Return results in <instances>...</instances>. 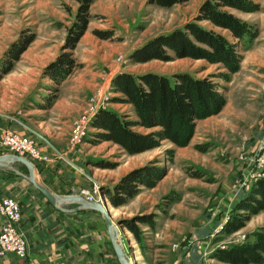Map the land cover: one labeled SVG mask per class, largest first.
Wrapping results in <instances>:
<instances>
[{"label":"rangeland","instance_id":"1","mask_svg":"<svg viewBox=\"0 0 264 264\" xmlns=\"http://www.w3.org/2000/svg\"><path fill=\"white\" fill-rule=\"evenodd\" d=\"M204 1L188 0L161 7L154 0H91L86 31L75 49L65 52L64 41L75 21L79 0H0V59L23 31L25 38L34 37L13 64L11 74L0 79V111L25 119L34 128L50 115L43 111L50 101H46L47 97H54L55 102L65 96L76 102L78 111L70 121L69 132L72 155L68 157L77 175L81 172L91 180L84 178L87 187L77 194L83 198L92 196L94 202L104 205L115 224L121 221L118 235L131 264H224L212 258L216 249L252 242L253 233L264 228L261 214L252 216L233 235L225 236L220 231L233 204L256 182L251 176L255 170L252 162L260 145L264 151V0H256L259 9L255 13L231 10L250 23L257 36L240 48L239 70L227 79L222 77L225 69L203 60L134 63L129 59L149 40L195 21ZM198 24L228 35L207 22ZM63 53L70 55L73 68L57 85L45 77V71ZM120 72L210 77L226 103L217 115L196 122L186 147L162 141L159 147L135 156L116 144L100 143L87 157L91 146L97 145L92 144L91 136L96 130L89 128L87 121L99 110L115 111L130 121L136 119L131 106L112 103L116 95L111 81ZM83 117L87 136L71 144L72 126ZM6 131L11 130L1 133V149ZM17 134L34 140L40 155L48 156L40 150L39 136ZM84 143L87 150H78ZM2 155L11 154L5 151ZM22 157L34 166L44 163ZM140 167L164 171L165 175L155 187L138 186L134 198L118 208L112 207L103 189L112 188L124 175ZM13 168L27 175L24 166L14 164ZM143 217L150 219L152 227L139 223ZM126 223L137 228L136 237L125 227ZM187 256L193 262L184 260Z\"/></svg>","mask_w":264,"mask_h":264},{"label":"trees","instance_id":"2","mask_svg":"<svg viewBox=\"0 0 264 264\" xmlns=\"http://www.w3.org/2000/svg\"><path fill=\"white\" fill-rule=\"evenodd\" d=\"M188 0H154L161 7H171ZM91 0H79L74 23L67 30L63 50L75 49L86 31ZM259 9L256 0H205L199 7L195 21L182 29L159 35L138 49L129 59L134 63L152 60L169 62L174 59L203 60L210 65H219L226 70L222 77L238 72L242 56L240 48L249 44L257 36L254 27L235 16L231 10L255 13ZM207 22L212 27L226 31L223 35L200 26ZM34 37L25 38L23 31L10 44L0 59V79L8 74L19 56L33 42ZM248 48V47H247ZM171 53V54H170ZM73 61L68 53L61 54L46 68L45 77L59 85L72 71ZM112 103L130 105L135 120L109 109L99 110L90 122L96 132L91 136L92 144L111 142L129 155L140 154L168 141L176 147H186L194 135L196 122L217 115L226 101L210 77L196 78L187 73H175L170 77L144 73L132 75L118 73L111 81ZM54 97H47L51 108ZM145 129L146 133L134 131ZM164 171L140 167L124 175L112 188L103 189L109 204L118 208L138 192V186L153 188ZM264 211V178L256 180L251 189L232 206L229 218L221 228V233L230 236L245 227L252 216ZM139 223L152 227L150 219L143 217ZM125 227L136 237L137 228ZM254 241L216 249L212 258L224 264H264V228L253 233Z\"/></svg>","mask_w":264,"mask_h":264},{"label":"crops","instance_id":"3","mask_svg":"<svg viewBox=\"0 0 264 264\" xmlns=\"http://www.w3.org/2000/svg\"><path fill=\"white\" fill-rule=\"evenodd\" d=\"M43 111L50 115L45 121L36 123L34 128L25 119L0 111V135L5 130H11L39 136L40 150L48 155L49 160L35 165L36 179L57 195L77 194L87 187L85 179L91 181L86 174L80 172L77 175L68 157L72 155L69 148L70 121L78 111V105L65 96H59L51 108ZM105 143L112 144H101ZM101 144L92 145L85 156L90 157L89 153ZM84 145L86 143L78 150L85 152ZM4 197L14 198L20 205V227L27 242V256L18 259L9 253L0 259V264H120L99 213L88 210L62 212L51 206L26 179L12 170L0 168V200ZM261 214L264 218V211L257 216ZM3 224L4 218L0 215V229ZM184 260L193 262L188 256Z\"/></svg>","mask_w":264,"mask_h":264},{"label":"built area","instance_id":"4","mask_svg":"<svg viewBox=\"0 0 264 264\" xmlns=\"http://www.w3.org/2000/svg\"><path fill=\"white\" fill-rule=\"evenodd\" d=\"M90 119L87 126L90 128ZM85 118L76 122L72 126L71 144L80 141L87 136L84 128ZM1 150L14 156H29L39 161H48V156L40 155L36 142L29 137L19 135L12 131H6L1 140ZM256 159L252 162L255 170L251 172L254 180L264 178V151L261 145L258 147ZM4 149V150H3ZM262 156L260 157V155ZM260 157V158H259ZM263 158V159H262ZM86 201L94 202L92 196L85 197ZM0 215L4 218V224L0 229V259L11 253L18 259H25L27 256V242L20 227L21 210L19 203L13 198L4 197L0 200ZM38 264V263H30Z\"/></svg>","mask_w":264,"mask_h":264},{"label":"water","instance_id":"5","mask_svg":"<svg viewBox=\"0 0 264 264\" xmlns=\"http://www.w3.org/2000/svg\"><path fill=\"white\" fill-rule=\"evenodd\" d=\"M14 164H20L26 169L27 175L18 173L14 170ZM0 168L9 169L15 172L18 176L26 179L54 208L62 212H78V211H95L100 214L104 222L108 237L110 239L112 248L116 255V258L120 264H131L130 259L124 253L120 238L118 235L117 226L121 224L118 221L115 224L104 205L98 202H88L81 195H64L60 196L51 192L43 184L36 179L35 166L26 158L14 155H2L0 156ZM76 206L72 209H66V206Z\"/></svg>","mask_w":264,"mask_h":264},{"label":"bare ground","instance_id":"6","mask_svg":"<svg viewBox=\"0 0 264 264\" xmlns=\"http://www.w3.org/2000/svg\"><path fill=\"white\" fill-rule=\"evenodd\" d=\"M85 199V198H84ZM86 200V199H85Z\"/></svg>","mask_w":264,"mask_h":264}]
</instances>
